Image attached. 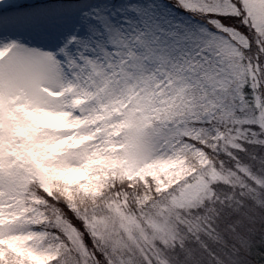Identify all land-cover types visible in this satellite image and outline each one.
<instances>
[{
  "label": "snow or ice",
  "instance_id": "1",
  "mask_svg": "<svg viewBox=\"0 0 264 264\" xmlns=\"http://www.w3.org/2000/svg\"><path fill=\"white\" fill-rule=\"evenodd\" d=\"M264 264V0H0V264Z\"/></svg>",
  "mask_w": 264,
  "mask_h": 264
},
{
  "label": "clouds",
  "instance_id": "2",
  "mask_svg": "<svg viewBox=\"0 0 264 264\" xmlns=\"http://www.w3.org/2000/svg\"><path fill=\"white\" fill-rule=\"evenodd\" d=\"M176 264H184V261L182 260H178L176 261ZM197 264H217V262L215 260H213L211 258V256H206L205 258H203L202 260L198 261ZM226 264H232L231 261H227Z\"/></svg>",
  "mask_w": 264,
  "mask_h": 264
}]
</instances>
